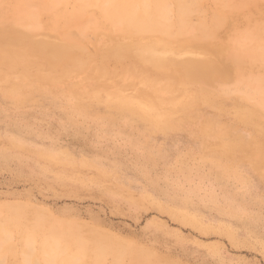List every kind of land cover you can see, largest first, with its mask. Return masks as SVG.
Returning <instances> with one entry per match:
<instances>
[{
    "label": "rangeland",
    "instance_id": "374dc122",
    "mask_svg": "<svg viewBox=\"0 0 264 264\" xmlns=\"http://www.w3.org/2000/svg\"><path fill=\"white\" fill-rule=\"evenodd\" d=\"M79 1L0 0V264H264V112L236 76L204 86L175 66L233 52L123 35L104 21L109 0ZM202 6L194 27L211 19L213 0ZM249 18L264 22H232Z\"/></svg>",
    "mask_w": 264,
    "mask_h": 264
},
{
    "label": "bare ground",
    "instance_id": "6f19581e",
    "mask_svg": "<svg viewBox=\"0 0 264 264\" xmlns=\"http://www.w3.org/2000/svg\"><path fill=\"white\" fill-rule=\"evenodd\" d=\"M81 1L83 2V0ZM87 1H88L87 3H89L90 0ZM202 1L203 0H109L107 6L105 5L107 9L106 10L104 9L105 14H103V16L106 24L110 25L108 27L109 30L111 31L118 30V32L123 35L144 36V35L157 34L158 36H160L161 40L167 39L168 41H172L181 37H189L190 39H192L189 42H192L193 40H195L194 42L196 43L198 42V44L201 45V49L206 53V55L211 54L214 56H221L227 53L228 51H232L233 52V54L231 55L232 59L230 60V63L228 62V64L220 63L219 60L216 61L189 60L181 64H175V66L180 68V70L182 69L184 71L188 81L197 80L198 82L200 80L201 84L203 83L204 86L207 85L208 83H211V79L213 81V79L216 77L217 74H220V76L223 75L224 81L228 80V78L232 76H236L238 78V82L240 83V85L243 86L244 98L248 100H252L256 104L259 111L264 112V76L255 75L253 72L254 68L256 67L259 66L264 67V22H258V21L253 22L252 19L249 18L247 21L250 22H248L247 27L242 31H239L237 29V25L232 22L235 16L242 15L246 10H251V11L254 10L255 12L264 16V0H213L214 9L210 16L211 19L209 21L202 20L197 27H194L189 21L190 15L199 14L201 17L202 16L206 17L205 8L202 6ZM37 2L38 0H29V2L27 3H31V6L34 7L37 4L42 5V9L54 8L55 4L61 3L60 0H40L38 3ZM82 2L80 3L79 1L78 3L83 6ZM96 2L98 1H95V3ZM92 4H93V0H92ZM92 4L89 3V7H91ZM84 5L86 7V4ZM29 8L32 14H37V12L33 13L32 7L29 6ZM2 10L3 9H1L0 12L1 15L3 16ZM24 10H26V8L24 9L23 6L13 7L12 9L8 10L9 16L12 17V20L17 25L22 26L20 22L25 20V17L28 15L27 12L28 9H27L25 11L27 13L26 16H22V12ZM85 10L86 9L84 8V11ZM75 14L63 13L62 15H60V17H63L64 19H66V21H70L78 17L75 16ZM81 14L83 13H80V15ZM36 16H34V18ZM85 17H83V19H85ZM81 21H82V15H81ZM76 23H77V19H76ZM66 25L68 26V23ZM224 27L226 28L228 27L233 32L229 35L227 41H219L215 43L214 41L217 38L219 39L218 36L219 30H221L222 28L224 29ZM63 28L65 27L63 26ZM77 28L80 29L79 27ZM7 31L9 30L7 29ZM12 31L13 29L10 30L8 33ZM20 32L26 34L24 31H20ZM12 33L15 34L14 32ZM63 35L66 41L65 45H67L68 49L69 50L71 49L70 51L72 52L73 48L74 49L77 48L76 46H74L75 43H73L74 38L73 36H71L73 34L72 33L69 34L67 31H65ZM19 40L20 38L18 39V41ZM28 40L29 37L27 38V41ZM55 48H58V46L47 44L45 46H41L39 48L40 49L39 51L45 52L46 54H50V56L51 54H53L51 56L53 57L54 55L57 54ZM59 48L57 50H59ZM75 50H78V48ZM58 55L60 56L61 52ZM199 56L201 57V55ZM53 61H55V59ZM167 64L170 65L173 63L171 62L166 63L164 60H160V66ZM219 83H222V81H220ZM48 257L50 256L48 255ZM30 262L32 263L31 260Z\"/></svg>",
    "mask_w": 264,
    "mask_h": 264
}]
</instances>
